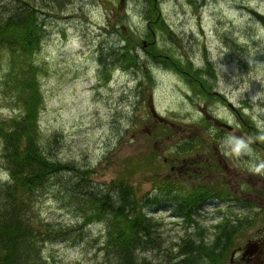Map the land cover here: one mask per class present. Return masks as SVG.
Segmentation results:
<instances>
[{"label": "rangeland", "instance_id": "1", "mask_svg": "<svg viewBox=\"0 0 264 264\" xmlns=\"http://www.w3.org/2000/svg\"><path fill=\"white\" fill-rule=\"evenodd\" d=\"M118 1L75 0L65 12L54 7L62 12L60 20L46 19L44 39L34 55L40 69L38 75L43 96L38 118L40 133L45 137L52 132L61 133L63 144L57 151V159L71 161L76 167L89 166L86 168L90 171V181L96 187L112 180L129 162H146L132 174V181L140 195L154 194V187L163 183L172 185L178 190L176 194H179L180 184L199 182L198 178L190 181L188 174L184 176V182L173 175L170 177L169 166L174 164L172 160L178 164L179 161L169 156L171 160L167 157L164 163L166 149L171 148L169 152H174L175 148L182 150L195 146V150L192 149L181 159L202 161L194 154L199 152L209 158L210 164L214 159L215 162L221 160L225 170L215 171L219 175L213 179L206 178L205 174L203 179L210 181L209 187L215 183L230 190L231 198L237 195L238 198L233 199L234 204L230 207L231 214H236L242 220L231 218L227 211L228 205L223 204V208H219L220 212H216L215 206L208 205L190 223L176 215V203H167L166 197L161 195L159 198L166 202L158 200L153 203V208L147 210L145 207L143 211L145 216L161 222L158 236L162 238L163 244L160 249L146 251L145 256L149 257L148 261L152 264H162L166 260L169 263L175 259L178 244L183 243L187 237L198 238L207 231V239H212L215 234L212 229L214 225L218 237L223 235V238L219 237L221 244L226 245L231 241V246L237 247L256 228L264 227V151L260 147L264 146V140L258 139L256 145H253V140H247V146L241 142L250 128L264 131V25L244 9V6H248L264 14V0H208L202 6L190 0H157L160 12L158 17L172 30L170 33L174 40H170L166 34L161 36L168 40L167 44L161 46L170 49H166L169 54L164 48H160L163 51L160 52L153 46L147 50L153 51L158 57L151 58L146 48L137 49L139 53L136 56L139 63H147L143 77L152 85L154 95L150 101L162 117L161 121L150 115L147 95H143L144 104L133 119V112L127 114L138 97L134 84L141 72L140 68L124 70L116 64L103 70L98 65L100 50L103 49L107 55L106 46H99L103 42L99 37L103 34L104 25L123 23L137 33L145 26V5L138 3V0H127V4H124L126 13H122V16L116 14ZM48 2L57 4V0ZM68 12L72 14L67 15ZM189 40H195L202 47L199 54L188 55L192 56L191 62L208 69L206 73L203 71L208 78L198 76L191 84L186 81L191 77L188 73L182 72V77L180 73L173 74L171 69L165 70L160 64L161 60L167 59L166 55H171L187 66L185 53L191 51ZM239 48L238 53L236 49ZM145 92L149 93L148 88ZM123 98L128 102L126 107ZM203 103L208 105L207 109L213 116L232 128L219 129L214 122L206 121L199 112V106ZM115 108H120L125 114H116ZM14 114H17V109L5 99V94L0 90V120ZM165 120L169 123L166 131L164 126L158 125V122ZM126 121L128 125H123ZM154 128L158 130L154 131ZM256 136L251 135L252 138ZM160 143L166 145L161 146ZM199 146L209 151L200 152ZM232 150L236 153L235 157L232 156ZM199 164L202 165L203 161ZM159 175H167L171 179ZM0 176L6 177V171L1 165ZM243 185L245 187L240 189ZM192 188L196 189L190 186ZM193 192L199 194L198 191ZM238 200L245 208L244 212L238 208L241 207L237 205ZM251 205L252 209L247 207ZM37 210L43 221H58L74 228L80 225V221L69 216L66 210L60 209V205L49 197L38 199ZM244 217L251 219L250 224L244 223ZM227 221L228 227L234 229V224L243 221L237 226L235 235L224 234L226 228H222L221 223ZM85 230L89 231L90 236L81 243L60 240L45 245L43 254L49 259L48 263L100 262L103 251L94 246V238H104L102 227L90 224Z\"/></svg>", "mask_w": 264, "mask_h": 264}, {"label": "trees", "instance_id": "2", "mask_svg": "<svg viewBox=\"0 0 264 264\" xmlns=\"http://www.w3.org/2000/svg\"><path fill=\"white\" fill-rule=\"evenodd\" d=\"M2 4L5 9L0 12V38L11 43L6 48L9 54L0 52V62L3 59L0 90L15 106L17 114L0 120V165L7 175L5 180L0 176V264H49L43 254L45 245L60 240L81 243L90 236L85 230L90 224L100 225L104 235V238H94L96 248L105 253L96 264H152L145 253L160 248L157 239L161 222L145 216L143 208L166 200L159 198V192L138 194L132 174L146 162L131 161L108 183L96 187L90 181V171L86 168L89 166L76 167L70 161L57 159V151L63 144L61 133L52 132L45 137L40 133L38 122L43 96L38 92L40 69L34 55L39 41L44 39L45 24L36 18L34 6H21L15 0H4ZM152 12L156 17L154 7ZM23 15L28 20L23 21ZM120 35L123 33L119 30L117 36ZM130 43L126 39L113 51L108 47L107 55L100 50V68L104 70L116 64L124 70L142 68L144 65L136 56L138 52H131ZM168 187L165 193L174 194L167 203H176L175 213L187 221L194 219L192 208L198 206V201L201 205L212 196L176 194V188L169 184ZM42 196L58 203L60 209L80 221V225L74 228L58 221H43L37 210ZM197 243L205 245L197 253L213 251L211 246L195 240L179 248L186 251L185 259H177V253L175 259L169 257L172 260L162 264H186L194 255Z\"/></svg>", "mask_w": 264, "mask_h": 264}, {"label": "bare ground", "instance_id": "3", "mask_svg": "<svg viewBox=\"0 0 264 264\" xmlns=\"http://www.w3.org/2000/svg\"><path fill=\"white\" fill-rule=\"evenodd\" d=\"M2 1H4V0H0V12L5 9V6H3L4 4H2ZM15 1L18 4H20L21 6H29V7L30 6H34L35 9L37 10L36 18L38 19V21L42 20L43 24H45L46 19L56 20V21L60 20L59 16L61 15V13L67 11L66 8L69 7V4L71 2H75V0H57V4H55L54 2H48V0H15ZM126 1L127 0H119L118 1V4H117L116 9H115L117 15L121 14L123 16V14L126 13L125 10H124V4L126 3ZM207 1L208 0H190L191 3H194L197 6L198 5L202 6L203 5L202 3H206ZM138 3H141V4L145 5V7H146V9L143 11V19L145 21L144 29L141 30V32L137 33V32H134L132 29H130V27H127L126 25H124L123 23H119V24H116V25L115 24H111L110 26L104 25L103 28H102L103 34H100V37H99L100 40H102L103 42L100 43L99 46H104V47L106 46L105 47L106 50L109 47V50L113 51V50H116L120 45L124 44V41L126 39H128L131 42L130 44L133 46L131 52L135 51V50H137L139 48L142 49V50L146 48V50H147V48L150 49L151 47L155 46L153 48H158L160 50V52H163L162 49H160V48H164V51L169 54V52L166 50L168 48H166L165 46H161V45L167 44L168 40L166 38H164V37H161V36L166 34V35H168L170 40H174V39L171 38L170 31L172 32V30H171L170 26H168V25L166 26L164 24V21L162 20V18L158 17L160 12L158 11L157 0H138ZM14 5L15 4H13V6ZM54 7L59 8L62 12H60L59 9H54ZM153 7H154V10L156 11V17H154L153 12H152V8ZM244 9L246 11H248V13L250 15H253L252 11L260 13L257 9L248 8V6H244ZM66 14L68 15V14H72V13L68 12ZM261 15L264 17L263 14H261ZM9 17H13V19L16 20V17L14 18V16H9ZM22 20L23 21L24 20H28V18L23 15L22 16ZM63 25L66 26L65 24H63ZM119 30L123 33V36L120 35L119 37H117V39H114V37L118 34ZM156 31L159 32L160 36H159V34L156 33ZM104 33L106 35H104ZM111 41L113 43H111ZM41 42H42V40L39 41L40 44H41ZM10 43H11L10 40H3L2 38H0V52L3 53V54H9V50L6 49V48L9 47ZM189 44H190V47H191V51L189 50L188 54H187V52L186 53L183 52V53H185V55H187L186 56V59H187V63L186 64H187V66L183 65L182 63H180L181 61H178L176 58H173L171 55H166L167 59L161 60L160 64L165 67V70L166 69H169V70L171 69L170 71H172L173 74H177V73H181V72L188 73L191 77L188 78L190 80L186 79V81L188 82V84H191V82H193L192 80L197 79L198 76L200 78H202V79L205 78V77L208 78L207 75L203 73V71L207 72L208 69L198 67V66H196L195 63L191 62L190 59L192 58V56H188V55L199 54L202 51V47L195 40H193V41L189 40ZM177 46H179V43L177 44ZM233 46H235V44H233ZM39 49H40V45H39ZM39 49H38V51H39ZM168 50L170 51V49H168ZM239 50H240V48L236 49V51L238 53H239ZM149 53L153 54V55H157L156 53H153V51L149 52ZM170 54H171V52H170ZM2 60H1V62H2ZM143 76L145 77L144 71L141 69L139 77L135 79V84H134V87H135L134 90L136 91V95H138L139 98L137 97L136 100L134 101L133 105L130 106V109L127 110V114H129V111H130V113L133 112L132 119L135 116L136 112H138V110L140 111V107L143 106V104H144V98L145 97H143V95L144 96L147 95L148 99H150L151 96L154 95L152 93V90H153L152 89V85L150 83L148 84L147 80L146 79L144 80ZM38 83H39V90L38 89L37 90H38L39 93H41L39 79H38ZM147 88L149 90L148 94H146V92H145V89H147ZM213 93L215 94V91H213ZM217 96L220 97L219 93H217ZM135 97L136 96L132 97V100ZM122 101L124 102L125 107L128 106V102L126 101V99L123 98ZM147 102H148V100H147ZM207 106L208 105L203 103L202 106H199V112L200 113L207 112L208 111ZM115 111H116V114H125L124 112H121L120 108H115ZM213 118L215 119V116ZM131 122H132V120H131ZM161 124L162 123H160V122L158 123L159 126ZM123 125H128V122L126 121L125 123H123ZM162 125L164 126L163 128L166 131L167 130V126H169V125H167V124H162ZM153 130L155 131V130H158V129L154 128ZM257 131L259 132L260 130L257 128ZM155 144H156V141H155ZM160 144H161V146L166 145V143H160ZM178 146L186 147L185 145H178ZM260 147H261V149H263L262 151H264V146L261 145ZM170 149L171 148H169L168 150L166 149L167 153L165 154V158H164L163 162L166 163L165 161L167 160V157L169 158V156H170L171 159H174V158L177 159L179 161V164L177 163L176 160L173 161L174 164L169 166V176H171V175L177 176V175H182V174L184 175L185 173L188 172V175L191 174V176H192L191 180L193 178H198L199 179V182H197L195 184L190 183L191 186L199 188L202 193L210 192L208 190L210 189L211 186L209 187L207 182L204 181V179H203V175L204 174L203 173L197 172L198 170H196V171L187 170L183 166L184 164L187 163V162L182 160L183 157L185 156V154L191 152L192 149H194V148L186 147V148H183L182 150H179V149L175 148L174 152H169ZM201 149L204 152H208L209 151L205 147H202ZM231 152L233 153V150ZM235 154L236 153L234 152L232 154V156L235 157ZM237 154H238V156H241L239 153H237ZM192 156H194V154H192ZM171 159L169 158V160H171ZM186 159H184V160H186ZM209 164H210V162L208 160L206 165H209ZM214 165H215V167H214ZM156 167H157V164H155V168ZM171 168H173V169L171 170ZM209 168L210 169L215 168V171H217V170L224 171L225 170V164L223 162H221V160H218L217 162H215V159H214L213 162H211ZM161 173L162 172H159L158 174H161ZM217 174H219V173H217ZM159 176L167 177L166 179H170V177L167 176V175H159ZM245 185H243V186L245 187ZM246 186H248V185H246ZM166 188H169L168 184L167 183H163V184H161V185H159L157 187L155 186L154 187V192L155 193L159 192L160 196L161 195L165 196L167 201H172L171 198H172L174 193L173 194L171 193V195H168L167 193H165V189ZM215 189L218 190V191H216L215 194L219 198L229 196L230 190L227 191V189L223 188L221 185L215 186ZM205 204L201 203V205H199V201H198V204H197L198 206L193 207L192 211L198 212ZM86 218H88V215H86ZM89 218L90 219H95L94 217H89ZM221 225L225 226L226 231L230 235H235L236 234V232H237L236 229H234L233 227H228L229 226L228 222H223V223H221ZM212 229L215 232L214 237L212 239H207L208 233L206 231V232L200 234L198 236V238L187 237V239L183 243H181L182 245H185L184 246V248H185L187 243L195 242V240L197 242L198 240H200V241L204 242L205 244L211 246L213 248V251H214L213 252V251L209 250L208 252L207 251H203L201 253H197V252L202 251V248L205 247V245L203 243L202 244H198L197 243L195 245V247H194V251H193L194 255H192V257L189 258V261L187 260L186 264H233L234 263V261L236 260L237 254L239 252V250H236V248L239 245H241V244H239L237 247L231 246V244H232L231 241H229L228 244H226V245L221 244V241L219 240V237H218V235L216 233L217 227H215V225H214L212 227ZM158 237L159 238L157 239V242L159 244V247L161 248L162 244H163L162 243V238H160V235ZM181 244H178V249L176 251V255H177V253H179L178 254L179 257L176 256L177 259H179L180 257H183L185 259V257H186V255H185L186 251H181L179 249V246L180 247L182 246ZM94 246H96V245H94ZM99 246H102V242H100ZM101 250H102V248H101ZM100 255H101L102 258L105 257V253H101Z\"/></svg>", "mask_w": 264, "mask_h": 264}, {"label": "flooded vegetation", "instance_id": "4", "mask_svg": "<svg viewBox=\"0 0 264 264\" xmlns=\"http://www.w3.org/2000/svg\"><path fill=\"white\" fill-rule=\"evenodd\" d=\"M219 129H222V128H219ZM240 135H243V134L241 133ZM239 138H241V137H239ZM252 139L253 138L251 137L250 133L248 132V133L245 134V139H243V141L241 140V142H243L242 144L244 146H247V140L249 142H251ZM199 148H202V147L199 146ZM214 150L215 149H213V151ZM200 152H204V151L201 149ZM194 154H196L197 157L202 159L203 164L202 165L199 164L202 161L197 162V161H193V160H183V161L187 162L186 164L183 165L187 170H193V171L198 170L197 172H201L204 175L206 174L205 177L208 178V179H213V178H215L216 176L219 175V174H215V168H213L214 172L211 173V169L209 168L210 164L206 165V163L209 160V158L205 157L202 153H199V152H196ZM207 154L211 155L210 153H207ZM203 157H205V158L203 159ZM173 161H175V160H172V162ZM214 167H215V165H214ZM172 169L173 168H171V170ZM187 174H188V172L185 173L184 175L182 174V175H177V176H174V177L177 178V179H181V181L184 182V181H186V180H183L185 178L184 176L187 175ZM191 177H192L191 174L187 175V178L190 181H191ZM206 182L208 184V182H210V181H206ZM185 183L186 184L182 185V189L184 191H185V189H187V187L190 188V186H191L190 185L191 182H185ZM215 186H219V185H215V183H213L212 186H211L212 188L210 187V189L208 190L210 192H208L207 194L210 195V193H212L213 196H217L215 193L218 190L215 189ZM243 188H244V186H242L240 189H243ZM193 190L199 192L198 195L194 194V195H197L199 197H202V195L204 194V193H202L200 191L199 188H196V189H193ZM239 200H238V202H239ZM237 205H240L241 209L242 208L245 209L244 207H242L241 202H239V204H237ZM247 207L251 208V209L253 208L252 206L251 207L247 206ZM262 210L264 212V209H262ZM241 220H242V218H241ZM242 222H240V224H238V225H241ZM246 222L248 224H250L251 219H249L248 217H244V223H246ZM256 229H255L254 232L251 233V235L248 238H246V240H245V242L243 244L239 245L236 248V250H239V252H238L236 260L234 261L233 264H246V263L247 264H264V227L260 228V229H257V230Z\"/></svg>", "mask_w": 264, "mask_h": 264}, {"label": "water", "instance_id": "5", "mask_svg": "<svg viewBox=\"0 0 264 264\" xmlns=\"http://www.w3.org/2000/svg\"><path fill=\"white\" fill-rule=\"evenodd\" d=\"M252 14H253V16L257 19V20H259L262 24H264V17L260 14V13H257V12H254V11H252ZM150 110H151V112H152V115L154 116V117H156V118H158V120H162V118L161 117H159L158 115H156L155 114V111H154V109H153V107L150 105ZM204 113V112H203ZM207 118L209 117L208 116V114H204ZM213 122H214V124L216 125V126H219V127H225V128H227V129H230V126L228 125V124H225V123H223V122H221V121H219L218 119H214L213 118Z\"/></svg>", "mask_w": 264, "mask_h": 264}, {"label": "clouds", "instance_id": "6", "mask_svg": "<svg viewBox=\"0 0 264 264\" xmlns=\"http://www.w3.org/2000/svg\"><path fill=\"white\" fill-rule=\"evenodd\" d=\"M262 34H264V33H262Z\"/></svg>", "mask_w": 264, "mask_h": 264}]
</instances>
